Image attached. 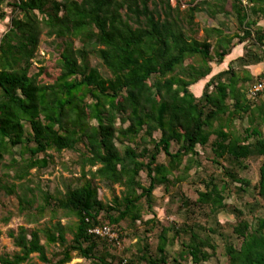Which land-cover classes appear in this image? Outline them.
I'll return each instance as SVG.
<instances>
[{
	"label": "trees",
	"instance_id": "obj_1",
	"mask_svg": "<svg viewBox=\"0 0 264 264\" xmlns=\"http://www.w3.org/2000/svg\"><path fill=\"white\" fill-rule=\"evenodd\" d=\"M180 1L0 0V20L8 16L0 35V190L15 197L23 222L5 230L15 250L1 253L0 264H36L33 255L42 264L75 257L94 264H203L218 246L225 264H264V90L250 100L246 87L258 75L232 65L263 60L264 0H184V8ZM200 11L231 15L235 31L223 23L204 26L197 38ZM42 33L58 42L55 58L36 66ZM242 43L258 50L245 48L209 76L211 63H222ZM208 76L199 94L192 90ZM236 119L246 120L240 131ZM197 147L209 148L206 159L220 171L201 181L194 199L180 195L181 224H164L155 216L154 191L184 181L200 165ZM63 151L78 153V174L61 160ZM251 158L259 159L252 185L239 176ZM59 163L69 173L60 176V187L46 190L32 178L31 169L37 175ZM101 182L107 201L98 197ZM234 183L255 194L242 208L226 202ZM221 212L235 221L221 222ZM10 218L9 212L0 221ZM104 223L119 243L135 239L127 258L110 251L119 247L113 241L88 231ZM175 241L178 249L169 254L166 246Z\"/></svg>",
	"mask_w": 264,
	"mask_h": 264
},
{
	"label": "rangeland",
	"instance_id": "obj_2",
	"mask_svg": "<svg viewBox=\"0 0 264 264\" xmlns=\"http://www.w3.org/2000/svg\"><path fill=\"white\" fill-rule=\"evenodd\" d=\"M184 2V0H182ZM171 4H174V0H170ZM227 10L229 9V6H226ZM8 11V10H7ZM194 21L196 23V34L195 36L197 38L201 37V28L204 26H217L221 23H223L225 29L228 32H233L236 29V21L231 15H224V14H218L214 18H211L208 13L205 11H200L195 14ZM8 25V16L4 19L0 20V35L1 33L6 29ZM258 25H260L264 29V18H259ZM58 42V40L53 38L46 37L43 33L40 35V41L39 46L36 52L35 60H42L41 62L36 61V66L40 64H45L43 60L53 59L55 58V51H54V45ZM245 44V43H244ZM239 45H243L239 44ZM244 46V45H243ZM247 47H243V52L245 51V48L250 50H258V48L255 45H252L251 43L246 44ZM234 48V47H233ZM234 50V49H232ZM262 55L264 57V47L261 48ZM234 55V53H233ZM90 64L93 66H96L100 73L103 75H108L107 70L102 66L101 62L94 56H90ZM212 65V72L209 76L216 73L221 68V64L217 63H211ZM234 67H238L237 65H234ZM34 70V67H32L31 71ZM205 78L204 80L200 81V86L202 88L205 81L209 78ZM200 88V90H201ZM192 90H194L197 94H199L198 91L192 87ZM264 97V96H263ZM235 129L240 131L244 128V126L247 125L246 120H240L236 119L234 121ZM154 135L157 137L159 135L158 132L154 133ZM198 150H200L199 156L197 159L200 162L199 166H194L190 169L188 177L182 181V182H174L171 183L167 190L164 189L163 186H159L154 191L155 196V216L159 221H162L164 224H170L171 222H174L175 224H181V222L184 219L183 213L184 210H178V201L180 198V195L187 199H194L197 195V190L202 189L201 181L205 179L209 174H218L220 171V166L214 165L210 163L206 158L210 155L209 148L201 149L200 147H197ZM172 149H174L172 147ZM60 158V157H59ZM58 158V159H59ZM78 158V153L74 151H63L61 160L64 162L65 166L67 168H70L74 174H78V165L76 163V160ZM158 162H165V157L163 154H159L157 157ZM223 163V162H221ZM225 164V163H223ZM248 166L245 170L239 171V176L245 177L250 179L251 185L255 182L257 178V169L259 164V159H249V162L247 163ZM32 178L35 182H39L40 186L43 189L53 190L55 187H60V176H68V171L63 169V166L56 165L55 167L49 166L46 169H43L39 172V174H35L34 169H31ZM142 179H144V175L142 174ZM144 181V180H143ZM173 181V180H172ZM238 184L234 183L231 185V193L226 199L227 203L234 204L240 208H242L244 202H251L255 198L254 191L249 188L247 192H243L237 189ZM115 192L118 193L120 190V187L118 185L114 186ZM98 197L103 200L107 201L110 198V192L106 185L104 183H100L99 189H98ZM11 213V218L7 224H4L0 221V254L1 253H10L15 248L12 246L10 240L5 236L4 232L7 228L11 227L16 229V227L19 224H23L22 222V216L17 215V204L16 199L12 195H7L4 193L3 190H0V218H2L7 213ZM150 214H144V219L148 218ZM218 220L221 222L230 221L234 222V217L232 214L221 212L218 214ZM46 218L41 219V221H44ZM63 221V220H61ZM139 224V228H143L142 224ZM128 232V230H127ZM69 237V236H68ZM41 242L44 241L43 236L40 237ZM135 239H131L129 237H125L121 240L122 243H120L118 248H110V251L113 253L118 254L120 257H125L129 255V251H127V248L134 242ZM149 242L154 247L157 243V238L155 235H150ZM215 242L219 244L221 240L217 237H215ZM56 249L55 246H50L49 250ZM178 249V243L175 241L173 244H168L166 246V251L169 254H172L173 251ZM33 262L36 264H42L41 261H39L35 255L32 257ZM226 259L223 255V249L221 246H218L215 254L210 257L207 261H204L203 264H225ZM68 264H94L91 260L84 259L81 257H75Z\"/></svg>",
	"mask_w": 264,
	"mask_h": 264
},
{
	"label": "built area",
	"instance_id": "obj_3",
	"mask_svg": "<svg viewBox=\"0 0 264 264\" xmlns=\"http://www.w3.org/2000/svg\"><path fill=\"white\" fill-rule=\"evenodd\" d=\"M180 7L181 8L185 7L183 1H180ZM263 90H264V69L261 70V72L258 74V77L252 83L247 85L246 95L250 100H254L258 96V94L261 93ZM88 231L92 234L113 241L117 246L120 245L116 232L111 228L110 225L106 223L91 227ZM122 264H126L125 261H123Z\"/></svg>",
	"mask_w": 264,
	"mask_h": 264
},
{
	"label": "crops",
	"instance_id": "obj_4",
	"mask_svg": "<svg viewBox=\"0 0 264 264\" xmlns=\"http://www.w3.org/2000/svg\"><path fill=\"white\" fill-rule=\"evenodd\" d=\"M243 45H239V44H237V45H235V47L234 48H232V49H234V50H231V52H230V54L229 55H227L226 56V58L223 60V62L222 63H220L221 64V68H220V70H223V69H225L226 67H227V65H228V63L230 62V61H232V60H235L237 57H239V56H242L243 55ZM233 53H234V55H233ZM232 65L234 66V65H237L238 67H235V68H237L239 71L242 69V67L243 68H245L252 76H257L260 72H261V70H263L264 69V57H263V60L261 61V62H259V63H256V64H250V65H246V66H241L237 61L235 62V61H233V63H232ZM220 70H218V71H220ZM217 71V72H218ZM200 83V82H199ZM196 84L195 86H194V89L196 90V91H200V86H198V85H200V84ZM250 83H252V82H250ZM250 83H248L247 85H249Z\"/></svg>",
	"mask_w": 264,
	"mask_h": 264
}]
</instances>
